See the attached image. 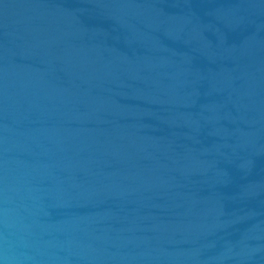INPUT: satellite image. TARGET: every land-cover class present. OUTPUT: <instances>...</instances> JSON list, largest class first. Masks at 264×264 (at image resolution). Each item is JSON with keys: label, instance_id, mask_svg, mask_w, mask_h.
Masks as SVG:
<instances>
[{"label": "water", "instance_id": "1", "mask_svg": "<svg viewBox=\"0 0 264 264\" xmlns=\"http://www.w3.org/2000/svg\"><path fill=\"white\" fill-rule=\"evenodd\" d=\"M0 264H264V9L0 0Z\"/></svg>", "mask_w": 264, "mask_h": 264}]
</instances>
